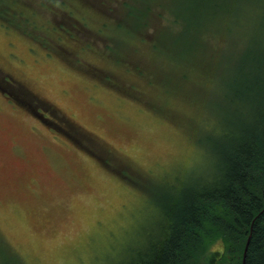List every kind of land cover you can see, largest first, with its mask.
Returning a JSON list of instances; mask_svg holds the SVG:
<instances>
[{"label": "rangeland", "instance_id": "obj_1", "mask_svg": "<svg viewBox=\"0 0 264 264\" xmlns=\"http://www.w3.org/2000/svg\"><path fill=\"white\" fill-rule=\"evenodd\" d=\"M17 2L15 24L0 19V83L9 77L93 145L74 144L0 90V244L21 264H122L160 230L142 184L175 192L213 169L205 133L217 134L224 115L211 98L225 32L199 28L186 59L168 52L181 25L168 10L157 18L154 0ZM133 7L145 8L146 26L127 14ZM66 11L89 28L75 40L53 28L73 22ZM244 20L228 30L235 45ZM33 26L48 28L49 44L34 40L43 34Z\"/></svg>", "mask_w": 264, "mask_h": 264}, {"label": "trees", "instance_id": "obj_2", "mask_svg": "<svg viewBox=\"0 0 264 264\" xmlns=\"http://www.w3.org/2000/svg\"><path fill=\"white\" fill-rule=\"evenodd\" d=\"M154 1L159 11L154 13L157 18L168 10L171 21L181 25L167 36L168 52L177 56L189 59L191 43L199 28L225 32L229 47L222 54L216 51L221 75H216L211 98L212 103H223L224 115L217 119V134L205 133L212 152L213 169L209 174L199 176L195 183L183 185L175 192H161L151 183L142 184L141 188L153 198L163 218L158 235L122 264H202L203 256L208 253H213L209 264H241L247 238L243 264H264V0ZM19 8L17 0H0V19L6 26L15 24L10 16L22 14ZM144 10L133 7L127 14L138 26H146ZM64 15L73 22H69L68 28L63 24L53 27L60 31L58 34L75 40L77 32L89 30L83 18L68 11ZM241 18H245V34L235 45L239 38L229 39L228 30L238 28ZM103 26H107L104 21L99 29ZM36 31L43 37L33 34L34 40L43 46L49 44L48 28ZM131 33L135 35V31ZM58 38L55 36V44L63 45ZM0 90L74 144L80 146L79 142L85 140L93 145L86 135L76 136L82 132L65 117H46L48 104L33 100L31 94L9 77L2 75ZM87 151L95 156L94 151ZM214 245L219 248L213 249ZM0 264L21 263L0 244Z\"/></svg>", "mask_w": 264, "mask_h": 264}, {"label": "water", "instance_id": "obj_3", "mask_svg": "<svg viewBox=\"0 0 264 264\" xmlns=\"http://www.w3.org/2000/svg\"><path fill=\"white\" fill-rule=\"evenodd\" d=\"M247 240H248V238H247ZM247 240H246V243H245V246H244V249H243V256H242V263L241 264H243L245 250H246V246H247Z\"/></svg>", "mask_w": 264, "mask_h": 264}, {"label": "bare ground", "instance_id": "obj_4", "mask_svg": "<svg viewBox=\"0 0 264 264\" xmlns=\"http://www.w3.org/2000/svg\"><path fill=\"white\" fill-rule=\"evenodd\" d=\"M158 235V233L156 234V236Z\"/></svg>", "mask_w": 264, "mask_h": 264}]
</instances>
